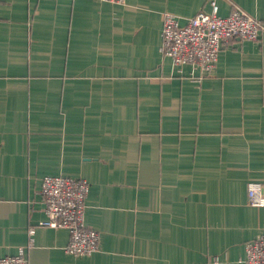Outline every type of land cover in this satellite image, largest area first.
I'll list each match as a JSON object with an SVG mask.
<instances>
[{
  "label": "crops",
  "instance_id": "1",
  "mask_svg": "<svg viewBox=\"0 0 264 264\" xmlns=\"http://www.w3.org/2000/svg\"><path fill=\"white\" fill-rule=\"evenodd\" d=\"M210 0H0V257L28 264H245L264 230V30L232 38L211 74L162 54L163 12ZM264 29V0H216ZM45 175L89 183L99 249L40 226Z\"/></svg>",
  "mask_w": 264,
  "mask_h": 264
},
{
  "label": "built area",
  "instance_id": "2",
  "mask_svg": "<svg viewBox=\"0 0 264 264\" xmlns=\"http://www.w3.org/2000/svg\"><path fill=\"white\" fill-rule=\"evenodd\" d=\"M123 4L125 0H102ZM211 10H199L184 22L175 14L163 12L162 54L173 64L197 66L201 75L216 67L218 54L232 38L256 40L264 30L261 22L250 13L234 7L226 16L217 13L216 0H210ZM248 203L264 206V195L257 181L247 184ZM89 183L84 177L45 175L37 189L41 196L45 219L38 225L69 232L65 251L74 256L89 255L99 249L100 234L84 222ZM34 228H29L27 245L13 255L1 256L0 264H28L26 251L33 245ZM245 264H264V230L245 243Z\"/></svg>",
  "mask_w": 264,
  "mask_h": 264
}]
</instances>
